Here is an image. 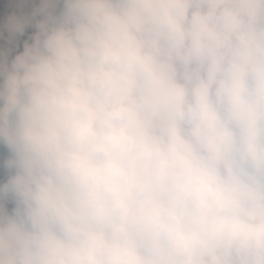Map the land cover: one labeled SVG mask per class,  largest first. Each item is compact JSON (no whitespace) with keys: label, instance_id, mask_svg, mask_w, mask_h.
<instances>
[{"label":"clouds","instance_id":"clouds-1","mask_svg":"<svg viewBox=\"0 0 264 264\" xmlns=\"http://www.w3.org/2000/svg\"><path fill=\"white\" fill-rule=\"evenodd\" d=\"M0 264H264V0H0Z\"/></svg>","mask_w":264,"mask_h":264}]
</instances>
